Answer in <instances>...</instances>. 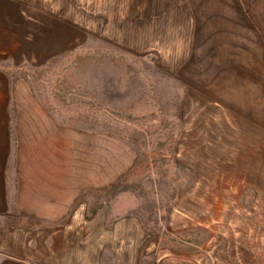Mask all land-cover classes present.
<instances>
[{"label": "rangeland", "instance_id": "1", "mask_svg": "<svg viewBox=\"0 0 264 264\" xmlns=\"http://www.w3.org/2000/svg\"><path fill=\"white\" fill-rule=\"evenodd\" d=\"M31 4L0 10V49L61 114L96 212L154 221L234 203L264 264L262 12L248 15V0Z\"/></svg>", "mask_w": 264, "mask_h": 264}, {"label": "crops", "instance_id": "2", "mask_svg": "<svg viewBox=\"0 0 264 264\" xmlns=\"http://www.w3.org/2000/svg\"><path fill=\"white\" fill-rule=\"evenodd\" d=\"M248 1V15L261 11L264 20V0ZM77 2L0 0V10L39 3L70 11ZM44 91L0 49V264H253L254 229L238 222L251 214L228 209L234 203L222 211L175 205L154 221L96 212L76 150H64L62 116ZM194 231L207 237L186 247L179 237Z\"/></svg>", "mask_w": 264, "mask_h": 264}]
</instances>
